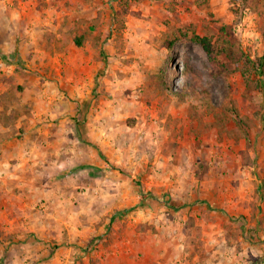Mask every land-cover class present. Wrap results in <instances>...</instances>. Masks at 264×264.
<instances>
[{
  "label": "rangeland",
  "instance_id": "obj_1",
  "mask_svg": "<svg viewBox=\"0 0 264 264\" xmlns=\"http://www.w3.org/2000/svg\"><path fill=\"white\" fill-rule=\"evenodd\" d=\"M13 14L39 45L22 70L67 85L76 111L64 128L76 166L91 165L75 172L73 205L117 217L93 239L0 246V264H264V73L242 74L264 58V0H0V32ZM194 35L229 48L222 70ZM52 96L38 108H56Z\"/></svg>",
  "mask_w": 264,
  "mask_h": 264
},
{
  "label": "crops",
  "instance_id": "obj_2",
  "mask_svg": "<svg viewBox=\"0 0 264 264\" xmlns=\"http://www.w3.org/2000/svg\"><path fill=\"white\" fill-rule=\"evenodd\" d=\"M4 23L10 26L8 32H0V246L60 241L62 231H67L70 242L103 236L116 213L108 216L102 203L95 206L88 201L83 207L72 203L79 196L76 184L84 182L75 172L91 162L80 155L81 163L87 164L76 166L77 136L70 124L68 130L64 128L65 122L76 117L73 103L60 93L61 87L67 85L54 81H46L45 85L36 76L38 71L31 74L22 70L24 66L32 68L37 61L39 45L33 36L35 32L24 29L27 22L19 14L5 17ZM8 57L16 59L8 61ZM47 91L54 93L50 100L56 96L60 103L63 97L65 104L58 103L52 111L49 106L47 110L39 109L38 101L44 99ZM63 94L71 95L67 89ZM96 164L103 166L100 162ZM60 166L64 169L67 166V170L61 172ZM89 174L94 176L92 172ZM71 177L72 188L62 187L58 191V196H63L59 202L62 208L56 214L43 212L41 202L45 194L53 196L57 180ZM84 187L88 189L89 185ZM81 197L86 199V195ZM24 256L32 257L27 251Z\"/></svg>",
  "mask_w": 264,
  "mask_h": 264
},
{
  "label": "trees",
  "instance_id": "obj_3",
  "mask_svg": "<svg viewBox=\"0 0 264 264\" xmlns=\"http://www.w3.org/2000/svg\"><path fill=\"white\" fill-rule=\"evenodd\" d=\"M185 35V34H183ZM180 38H176L173 40H170L167 48L169 51H171L174 48L175 43ZM190 40L194 43L199 44L203 50L207 53L208 59L213 67V69L222 70L224 68V65L220 63L218 56L222 53H226L228 55H231L228 51L229 48L225 46L224 44L215 46L212 41L211 37L209 36H199L194 35L190 38ZM76 43L78 46L82 44L81 40H76ZM248 63L250 64L249 67H245L242 69V74L245 77L246 80H249L251 78V75L253 72H256L257 70H260L261 73H264V58H256L253 60H250L249 57H246Z\"/></svg>",
  "mask_w": 264,
  "mask_h": 264
}]
</instances>
